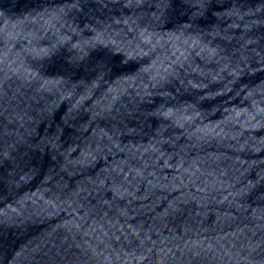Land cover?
<instances>
[{
    "label": "water",
    "instance_id": "95a60500",
    "mask_svg": "<svg viewBox=\"0 0 264 264\" xmlns=\"http://www.w3.org/2000/svg\"><path fill=\"white\" fill-rule=\"evenodd\" d=\"M0 264H264V0H0Z\"/></svg>",
    "mask_w": 264,
    "mask_h": 264
}]
</instances>
